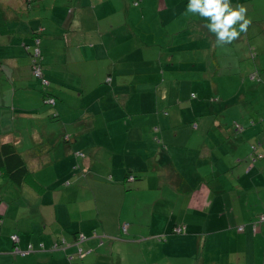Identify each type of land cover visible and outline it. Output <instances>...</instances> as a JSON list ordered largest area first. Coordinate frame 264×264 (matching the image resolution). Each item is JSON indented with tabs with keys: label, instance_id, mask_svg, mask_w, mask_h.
<instances>
[{
	"label": "crops",
	"instance_id": "obj_1",
	"mask_svg": "<svg viewBox=\"0 0 264 264\" xmlns=\"http://www.w3.org/2000/svg\"><path fill=\"white\" fill-rule=\"evenodd\" d=\"M134 1L0 0V148L31 170L18 184L0 166V264H180L185 251L264 264V159L252 164L249 143L264 141V83L246 74L264 70V0H230L251 24L222 47L184 15L189 0ZM35 36L55 105L31 67ZM237 79L232 96L257 109L231 124L228 101L208 97ZM81 234L88 251L71 260Z\"/></svg>",
	"mask_w": 264,
	"mask_h": 264
},
{
	"label": "trees",
	"instance_id": "obj_2",
	"mask_svg": "<svg viewBox=\"0 0 264 264\" xmlns=\"http://www.w3.org/2000/svg\"><path fill=\"white\" fill-rule=\"evenodd\" d=\"M140 2H141V0H135L134 4L136 6H139ZM34 38L40 39V43H38V45L37 44L34 45L35 47H32L30 45L26 46L29 50H31V63H32L31 67H32L33 73L36 76L35 70H34V62H33L34 57L33 56H34L36 47H39L40 50H41V57L39 58V63L42 66L43 75L49 81V84H44L43 81L41 79H39L37 76H36V78L39 79L41 84H42L43 90L45 92V100H47V102L49 104H51L50 100L54 99V101L56 103V98L53 96V94H51L49 91H47V88H49L51 81L47 77L46 72H45L44 67H43V53H42V48H41V37L40 36H35ZM253 56L255 57L256 53H253ZM262 74H264V70H261L260 68L257 67L256 70L254 71V73H252L250 75V77L253 80L257 81V82H263L264 83V76ZM196 97H197V94L193 93L192 94V98H196ZM210 99L213 100V101H219V98H210ZM55 103H54V105H55ZM195 127H197V123H195ZM236 127H237L238 131L244 129V126H242L237 121H236ZM155 129H158V128H155ZM66 138L69 139V136H67ZM250 159H251L252 164H255L257 161L264 159V141L263 142L259 141L258 144H252L251 153H250ZM1 165L6 167V168H8L7 173L9 175V177L11 178V180L13 182L18 183V184H21L31 173V170H30L29 166L27 165V162L23 159L21 153L19 152V150L16 148V146L13 143H3L1 145V148H0V166ZM129 179L135 180L136 176L135 175H130ZM263 215H264V212L259 215L258 220L254 223L255 230L257 229V224L258 223L264 222V219L262 218ZM178 228H183L182 232H178L177 231ZM239 229L243 230L244 226H239ZM123 230H124V228H123ZM184 231H185L184 226H176L174 228V232L175 233L181 234V233H184ZM84 235H82V234L78 235L77 239L73 243H69L70 246L72 244H75V245L78 246V249L79 248H83L81 246L80 242L82 241L83 237L85 239L86 235L85 236ZM15 236L18 237V235L17 234H13L12 235V239L15 242L14 253H18L17 249H20L21 251L26 252L24 254V255H26L27 251L22 250L19 247V245H18L19 237H18V239H15ZM63 244H66L65 240H64V242L63 241L62 242L56 241V242L53 243L51 248L59 249L61 246H63ZM56 245H57V247H55ZM40 246L42 248L44 247L43 244H41ZM83 249L85 250V248H83ZM77 253H78V250H77ZM20 254H22V253H20ZM74 254L70 256V258L73 257V258H71V260L76 259Z\"/></svg>",
	"mask_w": 264,
	"mask_h": 264
},
{
	"label": "clouds",
	"instance_id": "obj_3",
	"mask_svg": "<svg viewBox=\"0 0 264 264\" xmlns=\"http://www.w3.org/2000/svg\"><path fill=\"white\" fill-rule=\"evenodd\" d=\"M184 15H198L207 20L206 27L215 35L216 45L221 47L237 40L251 24L247 8L244 5L233 7L230 0H189Z\"/></svg>",
	"mask_w": 264,
	"mask_h": 264
},
{
	"label": "rangeland",
	"instance_id": "obj_4",
	"mask_svg": "<svg viewBox=\"0 0 264 264\" xmlns=\"http://www.w3.org/2000/svg\"><path fill=\"white\" fill-rule=\"evenodd\" d=\"M50 2V0H47V5H48V3ZM51 3V2H50ZM53 3V2H52ZM150 12H148V16H150ZM48 16V15H47ZM121 18V19H120ZM119 18V21H121L122 20V17H120ZM143 21H144V19H142ZM21 21V20H20ZM145 23H146V26L147 25H149V23H148V20L147 19H145ZM39 38V37H38ZM36 42H35V45L37 44V38H35L34 39ZM40 40V39H39ZM249 68H250V65H249ZM194 70V68H193V66H192V64L191 65H188V66H185V65H183L182 66V69H181V74H180V76L181 77H183L184 79H186V78H188L189 77V73L190 72H192ZM1 73V72H0ZM252 73H254V71H252L251 70V68H250V71H247L246 72V74L248 75L247 76V79L249 78L250 79V75L252 74ZM224 78V76H222V79ZM226 78H227V75H226ZM182 79V78H181ZM221 79V78H220ZM221 82V84L223 85L224 83H223V81H220ZM222 88V90H221V92H219V93H216V94H214L212 97L213 98H219V101L216 103V104H222V103H224L225 101H228V103L230 104V108H231V117H229L228 118V121L229 122H231V124L232 123H234V120H235V118H236V116H237V113L239 112H241L243 109H241V108H243V107H245L247 110H248V108H249V106L250 107H252L253 109H257L256 107H257V100L256 99H253V98H248V100L246 101V103L244 104V102L242 101V98H241V96H237V95H235V96H232L233 95V93L235 92V91H237L239 88H240V81L237 79V80H234V81H232V82H230V83H228V86L226 87V86H222L221 87ZM248 83H247V81H246V86L243 88V91H245V92H247L248 91ZM184 90V88H182L181 86L179 87V92H181V91H183ZM176 91V90H175ZM172 93H173V90H172ZM171 95V92H169V96ZM164 97H162V99H163ZM170 99H171V102L174 100L171 96L169 97ZM203 97L202 96H200V95H197V97L196 98H194L195 100H197L198 102H199V100L201 101V99H202ZM194 99H192L191 98V100H194ZM208 99H210L209 97H208ZM53 103V102H52ZM178 106V105H177ZM226 106V105H225ZM259 107V106H258ZM226 116H228L227 114H226ZM257 117V116H256ZM176 121V120H175ZM260 121L261 120H259L255 125H253V126H256V125H259V123H260ZM257 133H258V131H257ZM257 133H254L252 136V139L249 141V143H250V146H252V144L254 143V142H256V143H254V144H258L259 143V141H258V134ZM254 136H256V137H254ZM80 155H84V153L82 152H78ZM185 233H188V232H185ZM190 233V234H189ZM188 234L189 235H191V232H189ZM176 240V239H175ZM169 244H171V243H169ZM180 244L179 243H177L176 244V246L175 245H173L172 247H174L175 248V251L177 250V249H179V246ZM170 246V245H169ZM77 250H78V248H77ZM86 251H88V249H85V252ZM190 251H192V250H190ZM74 256L76 257V258H79L78 257V255H77V252L74 254ZM169 257L172 259V261L173 262H175V261H177V259H179V258H176L175 256H173V253H172V248H171V246L169 247ZM196 256L194 255V254H189V252L187 253L186 251H185V256H184V260H183V262L182 263H180V264H194L195 263V261H196ZM174 264H179V263H174Z\"/></svg>",
	"mask_w": 264,
	"mask_h": 264
},
{
	"label": "built area",
	"instance_id": "obj_5",
	"mask_svg": "<svg viewBox=\"0 0 264 264\" xmlns=\"http://www.w3.org/2000/svg\"><path fill=\"white\" fill-rule=\"evenodd\" d=\"M38 43H40L39 39L37 40V45H38ZM33 57H34V60H33V62H34V70H35L36 76L39 79H41L44 84H49V81L43 75V69H42L41 64L39 63V58L41 57V50H40L39 47H36ZM50 102L51 103L53 102V104L55 103L54 99H51ZM262 218L264 219V215L262 216ZM128 226H129V224H125L123 226L125 231H127ZM182 230H183V228H178L177 229L178 232H182ZM15 239H18V237L15 236ZM55 247H57V245ZM17 252L18 253L20 252L23 255L26 253V252L21 251L20 249H17ZM77 255L83 258L86 255V252H85V250L83 248H79ZM71 258H73V257H71Z\"/></svg>",
	"mask_w": 264,
	"mask_h": 264
}]
</instances>
